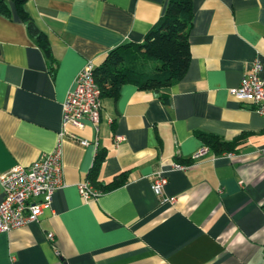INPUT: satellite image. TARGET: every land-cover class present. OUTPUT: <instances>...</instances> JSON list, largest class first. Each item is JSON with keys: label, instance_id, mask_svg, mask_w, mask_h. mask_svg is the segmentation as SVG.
<instances>
[{"label": "crops", "instance_id": "0c3cea01", "mask_svg": "<svg viewBox=\"0 0 264 264\" xmlns=\"http://www.w3.org/2000/svg\"><path fill=\"white\" fill-rule=\"evenodd\" d=\"M167 1L27 0L52 62L14 6L0 15V174L52 150L83 64L140 42ZM192 12L186 72L161 91L169 103L124 84L102 99L98 131L68 125L91 144L62 140L64 184L37 222L0 232V264H264V116L228 91L255 58L264 78V0H192ZM197 131L234 149L194 158L204 147ZM155 172L168 179L163 197L151 189ZM85 180L102 193L84 200Z\"/></svg>", "mask_w": 264, "mask_h": 264}, {"label": "built area", "instance_id": "2783aa9c", "mask_svg": "<svg viewBox=\"0 0 264 264\" xmlns=\"http://www.w3.org/2000/svg\"><path fill=\"white\" fill-rule=\"evenodd\" d=\"M95 67L92 60H87L83 64L75 77L73 87L61 102V129L52 150L27 166L15 164L0 174L3 191V198L0 201V232H9L37 222L43 209L51 205L55 190L64 184L62 161L64 138L67 137L81 146L91 144L86 139L69 134L66 127L73 125L83 128L86 122H90L98 131L103 107L100 89L94 78ZM261 70V61L255 58L248 72L241 78L239 86L229 88L228 91L236 99L254 104L255 110L264 116V78L260 75ZM122 139L121 135L114 136L116 143ZM206 150V147L200 148L194 158L202 156ZM260 152L264 153V147ZM173 165L178 169L187 167L183 164ZM149 177L153 193L163 197L167 177L161 172L152 173ZM77 188L80 196L86 201L102 193L87 180L79 182ZM163 200L172 203L174 197L165 196ZM47 236L49 240H53L52 232Z\"/></svg>", "mask_w": 264, "mask_h": 264}, {"label": "trees", "instance_id": "16d2710c", "mask_svg": "<svg viewBox=\"0 0 264 264\" xmlns=\"http://www.w3.org/2000/svg\"><path fill=\"white\" fill-rule=\"evenodd\" d=\"M26 2L0 0V15L11 18V6H14L29 36L52 62L47 38L26 10ZM192 21V0H168L163 14L140 42L126 43L111 49L94 70L102 99H117L122 85L132 84L139 90L155 92L164 104H168V95L161 91L178 82L186 72L190 60L188 37ZM196 136L214 154L234 149L233 142L225 141L215 134L197 131ZM103 159L101 152L95 157L88 174L92 182Z\"/></svg>", "mask_w": 264, "mask_h": 264}]
</instances>
